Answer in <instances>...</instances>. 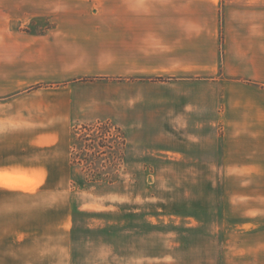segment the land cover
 I'll use <instances>...</instances> for the list:
<instances>
[{"label": "crops", "instance_id": "1", "mask_svg": "<svg viewBox=\"0 0 264 264\" xmlns=\"http://www.w3.org/2000/svg\"><path fill=\"white\" fill-rule=\"evenodd\" d=\"M30 14L54 21L13 28ZM98 122L198 172L264 175V0H0V264H97L70 143Z\"/></svg>", "mask_w": 264, "mask_h": 264}, {"label": "rangeland", "instance_id": "2", "mask_svg": "<svg viewBox=\"0 0 264 264\" xmlns=\"http://www.w3.org/2000/svg\"><path fill=\"white\" fill-rule=\"evenodd\" d=\"M24 21L13 28L54 19ZM84 126L71 132L74 229L97 264H264V175L198 172L180 153L131 150L121 127Z\"/></svg>", "mask_w": 264, "mask_h": 264}, {"label": "trees", "instance_id": "3", "mask_svg": "<svg viewBox=\"0 0 264 264\" xmlns=\"http://www.w3.org/2000/svg\"><path fill=\"white\" fill-rule=\"evenodd\" d=\"M87 125H85L84 127H86Z\"/></svg>", "mask_w": 264, "mask_h": 264}]
</instances>
